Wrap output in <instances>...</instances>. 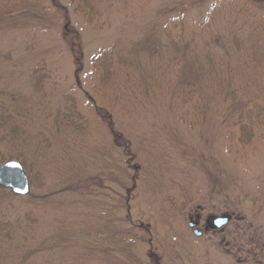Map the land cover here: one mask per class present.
Segmentation results:
<instances>
[{
    "label": "rangeland",
    "instance_id": "1",
    "mask_svg": "<svg viewBox=\"0 0 264 264\" xmlns=\"http://www.w3.org/2000/svg\"><path fill=\"white\" fill-rule=\"evenodd\" d=\"M175 1L0 0V164L20 161L33 194L0 190V219L21 224L0 234L4 264L34 247L32 264H264V7L191 10L217 11L205 116L169 106L159 61L95 73L124 35L170 24ZM197 210L232 218L196 236Z\"/></svg>",
    "mask_w": 264,
    "mask_h": 264
},
{
    "label": "trees",
    "instance_id": "2",
    "mask_svg": "<svg viewBox=\"0 0 264 264\" xmlns=\"http://www.w3.org/2000/svg\"><path fill=\"white\" fill-rule=\"evenodd\" d=\"M71 1L74 2L75 0ZM83 1L82 4L88 5L87 0ZM178 1L179 0H176L175 2L177 3ZM235 1L238 2L239 0ZM246 1H248L247 9H250L249 2H251L252 6L256 4L258 6L261 5L262 8L264 7V0ZM189 2L186 0H180L179 3L171 8L173 17L170 24L160 26L158 22L154 21L149 23L151 26L150 28H145L143 25L141 29L136 30V33L132 32L126 37L124 35L117 44H114L109 49L100 51L96 54L93 59V67L95 68L98 80L102 78L103 75L108 76L106 71L112 75L113 71L111 70L114 65L121 66L137 63L139 71H141L146 65L145 63L149 64V60L157 61V63L159 61V73L157 75L159 80L162 79L160 83L163 84V80H165V78L167 79V76H174V79H171L172 84L168 88V96L170 98V101L168 102L169 106L177 108V105H179L182 108H187L190 105V107L192 106L196 112L201 110L205 116L209 97H207L208 93L205 89V85H208V82L204 80V78H206V65L202 63V60L205 56V52L208 56L212 55L214 52H212L211 49L207 51L209 44L208 40L204 37V32L209 29L208 27L211 24L208 19H213L217 11H215L213 4L211 9L214 8V12H211L210 10L208 11L206 18L198 17L193 19V17L189 15L191 10L198 7L201 8L202 6L200 5L201 3L203 5L204 1L189 0ZM187 3L189 4L188 6ZM219 3L220 6L216 7L217 9L222 7L225 9H231L233 6L232 1L230 0ZM78 6L80 8V5ZM187 8H189V10H187ZM87 9H90L89 6H87ZM250 16L251 18L253 17L252 15ZM220 41V37H212L209 43L212 45V43H220ZM166 59H168V62L163 66ZM167 70L170 72L168 73ZM127 78L130 79V72L127 73ZM144 82L146 85V77ZM124 97L126 99L129 98L127 96L114 97L112 101L115 103L116 100ZM184 112L188 115L190 111L186 109ZM0 190L5 189L0 187ZM10 193L13 197H17L11 191ZM29 195L32 196L33 194ZM17 220L14 221L9 218V220L5 221L4 219H0V234H3L4 237H9L11 233L19 231L21 224H17ZM44 243L47 244L45 240ZM42 250L45 249L34 247L30 250L31 254L27 252L24 255V260L26 262L30 260V264H32L35 259H31L30 255L37 254ZM5 259L6 252L1 246L0 240V264H4Z\"/></svg>",
    "mask_w": 264,
    "mask_h": 264
},
{
    "label": "water",
    "instance_id": "3",
    "mask_svg": "<svg viewBox=\"0 0 264 264\" xmlns=\"http://www.w3.org/2000/svg\"><path fill=\"white\" fill-rule=\"evenodd\" d=\"M0 187L10 189L15 195L25 196L31 192V184L23 164L18 160H9L0 164ZM216 226L220 227L229 220L217 217ZM196 235L201 233L195 231Z\"/></svg>",
    "mask_w": 264,
    "mask_h": 264
},
{
    "label": "flooded vegetation",
    "instance_id": "4",
    "mask_svg": "<svg viewBox=\"0 0 264 264\" xmlns=\"http://www.w3.org/2000/svg\"><path fill=\"white\" fill-rule=\"evenodd\" d=\"M227 216L228 217V223L231 221L232 215L230 214H222L219 216ZM216 215H209L206 218H203L201 213H199V210L194 213V215H189V225H192L194 227L193 231H198L201 233V236L206 232L212 231V232H223L226 225H223V227H217L216 226Z\"/></svg>",
    "mask_w": 264,
    "mask_h": 264
}]
</instances>
